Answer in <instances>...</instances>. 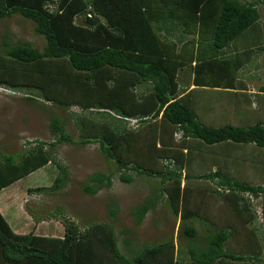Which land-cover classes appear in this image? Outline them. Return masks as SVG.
I'll list each match as a JSON object with an SVG mask.
<instances>
[{
  "label": "trees",
  "instance_id": "trees-1",
  "mask_svg": "<svg viewBox=\"0 0 264 264\" xmlns=\"http://www.w3.org/2000/svg\"><path fill=\"white\" fill-rule=\"evenodd\" d=\"M17 14L34 22L35 32L45 37L46 45L39 50L30 41L17 45L5 41L6 49L0 51V86L30 92L28 101L37 98L61 109L82 110L75 114L81 137L78 144L99 143L106 158L117 163L122 182L134 181L132 171L161 178L160 194L151 195L133 210L136 226L143 224L164 196L179 217L188 193L187 184L182 185V169L196 153L190 140L264 148V123L249 128H210L198 121L191 94L177 99L178 73L195 61L200 62L193 68L195 82L218 86L214 71L225 72L231 60L222 51L261 18L255 1L0 0V20ZM180 28L185 34L175 42L166 37ZM183 42L185 47L180 50ZM196 43L212 49L207 60L197 57ZM50 132L53 142L39 141L22 155H0V191L50 165L59 171L53 184L29 192L54 194L66 186L69 169L54 157L53 149L74 141L58 117L52 118ZM114 175H92L83 185L84 192L95 196L104 188L111 189ZM216 177L222 191L210 187L208 192L224 193L225 202L245 223L252 225L257 212L241 193L263 196V217L257 228L251 226L245 232L249 241L256 239L251 251L225 250L234 234L200 235L199 240L197 227L185 225L181 232L193 245L186 253L172 240L139 249L126 241V254L108 222L80 227L63 218V236L19 234L0 211V264H264V184L236 181L222 172L198 179L213 181ZM109 211L116 219L117 203H111ZM61 214L57 209L46 219H40L38 212L31 216L38 224L59 219ZM181 218L187 219L185 212Z\"/></svg>",
  "mask_w": 264,
  "mask_h": 264
},
{
  "label": "rangeland",
  "instance_id": "rangeland-1",
  "mask_svg": "<svg viewBox=\"0 0 264 264\" xmlns=\"http://www.w3.org/2000/svg\"><path fill=\"white\" fill-rule=\"evenodd\" d=\"M5 41L13 45L30 41L33 47L39 50H43L46 45L45 37L35 32L34 22L18 14L0 20V51L6 49ZM3 88L7 89V93L1 92ZM27 95L32 94L27 91L11 92L8 88L0 86V155H22L35 147L39 141L47 143L55 141L50 132L53 117L62 120L66 126V134L73 139L74 143L58 144L53 149L54 157L69 169V180L62 190L54 194L29 192L30 188L49 187L53 184L59 171L55 165H50L0 192V211L19 234L35 232L37 235L44 233L48 236H63L61 223L63 218L75 221L80 227H86L93 222H108L114 226L120 247L126 254L129 253L125 251L126 241H131L133 248L139 249L143 245H155L172 240L175 241L177 249L183 248L186 253L193 245H190V240L183 235L181 229L185 225H193L197 227L199 240L200 235L208 238L218 232H228L234 236L224 245L225 250L239 254L251 251L256 239L253 237L252 241H249L245 232L246 229H252L251 226L257 228L260 216L256 213L257 219L251 225L241 220L238 216L239 212H235L222 198H202L200 180H194L192 181L194 184L188 186L187 202H182L179 217H175L164 196L156 209L147 215L143 224L136 226L133 210L151 195L160 194L158 191L162 187L161 178L139 175L132 171L130 173L134 181L131 184L122 182L120 172L117 171V163L106 158L99 143L87 146L78 144L81 137L75 114H80L82 110L77 107L70 110L61 109L42 102L34 95L36 101H28ZM133 124L135 122H132ZM175 137L179 140L181 134ZM243 166H246L243 173L249 178H252L257 171L251 180L254 184L264 182L261 167L249 162ZM99 172L115 173L114 185L111 189L104 188L95 196L88 195L84 192L83 185L92 175ZM208 183L213 185L212 182L206 184ZM191 189L197 190L191 191ZM222 195L225 194L221 193L220 196ZM241 195L249 202L252 201L248 194L241 193ZM3 201L6 203L3 204ZM113 202L119 207V215L116 219L110 217L109 209ZM253 204L258 212L263 205L262 198L257 199ZM57 209L62 210L59 219L46 221L37 230L38 224L31 213L38 212L40 219H46L51 213H56ZM184 212L186 220L181 218ZM18 225L23 227L19 231ZM247 225L249 228H246ZM220 228L222 229L219 230ZM257 236L261 237L259 234Z\"/></svg>",
  "mask_w": 264,
  "mask_h": 264
},
{
  "label": "crops",
  "instance_id": "crops-1",
  "mask_svg": "<svg viewBox=\"0 0 264 264\" xmlns=\"http://www.w3.org/2000/svg\"><path fill=\"white\" fill-rule=\"evenodd\" d=\"M248 1L257 3L261 18L222 51L224 56L231 60H228L230 64L225 65L227 66L225 72L214 71L213 79L214 81L219 79L218 86H200L195 82L196 76L193 68L197 63H200L197 61L178 73L179 94L177 99L191 94V107L195 111L198 121L210 128L227 125L249 128L258 123H264V0ZM181 34H185L182 28L175 29L171 35L166 37L175 42L178 37L182 36ZM188 38L192 39L190 36ZM184 42L179 44L180 50L185 47ZM202 44L195 46L196 55L200 60H207L212 49L208 45L202 47ZM200 73L202 75V69ZM189 144L196 149V153L194 158L186 162L182 169V185L184 187L187 184L188 187L194 184L192 181L200 180V196L202 198L220 197L226 201L225 196H217L208 192L210 187L218 186L217 177L213 181L204 178L198 179L208 173L222 172L236 181L252 185L264 184V182L254 184L251 181L257 171L252 178L243 173L246 170V166L243 164L249 162L261 167V173L264 175V148L254 144L239 145L233 142L207 145L197 140H190ZM205 182H212L213 185L210 183L207 185ZM195 190L197 189H191V191ZM218 190L222 191L221 188ZM245 194L250 195L251 193ZM256 199H259V196ZM4 201L3 204L6 203ZM200 204L202 205L201 202ZM253 208L257 212L255 206ZM45 222L38 223L37 230ZM22 228L17 226L18 231ZM15 232L17 231L15 230ZM41 235L48 236L44 233Z\"/></svg>",
  "mask_w": 264,
  "mask_h": 264
},
{
  "label": "built area",
  "instance_id": "built-area-1",
  "mask_svg": "<svg viewBox=\"0 0 264 264\" xmlns=\"http://www.w3.org/2000/svg\"><path fill=\"white\" fill-rule=\"evenodd\" d=\"M2 92H7V89H4L3 88V90H2ZM12 92V91H11ZM254 196V197H253ZM249 197L251 198V200H252V203L253 202H255L257 199H256V196L255 195H249ZM262 197L261 196H259V199H261ZM262 208H263V206H262ZM262 208H259L258 209V212H257V214H258V216H260V218L259 219H262V217H263V210H262Z\"/></svg>",
  "mask_w": 264,
  "mask_h": 264
},
{
  "label": "clouds",
  "instance_id": "clouds-1",
  "mask_svg": "<svg viewBox=\"0 0 264 264\" xmlns=\"http://www.w3.org/2000/svg\"><path fill=\"white\" fill-rule=\"evenodd\" d=\"M11 91V90H10ZM2 92V91H1ZM14 92V91H13ZM4 93H7V92H4ZM261 197H262V200H263V196L261 195ZM263 202V201H262Z\"/></svg>",
  "mask_w": 264,
  "mask_h": 264
}]
</instances>
